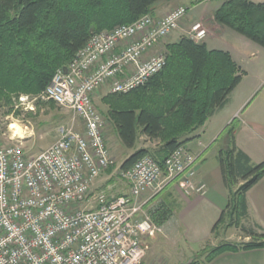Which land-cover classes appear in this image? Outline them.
Here are the masks:
<instances>
[{
  "label": "built area",
  "instance_id": "obj_1",
  "mask_svg": "<svg viewBox=\"0 0 264 264\" xmlns=\"http://www.w3.org/2000/svg\"><path fill=\"white\" fill-rule=\"evenodd\" d=\"M186 14L187 7L178 6L161 17L144 15L93 34L39 95L18 96L16 107L23 111L49 101L72 119L35 155H27L21 143L0 141V264H142L143 240L160 231L147 214L152 194L146 193L171 183L186 196L206 192L193 178L198 156L185 145L162 166L146 154L119 169L128 194L92 189L113 165L107 121L94 94H126L146 84L164 67V42ZM187 33L196 42L206 36L201 22Z\"/></svg>",
  "mask_w": 264,
  "mask_h": 264
},
{
  "label": "trees",
  "instance_id": "obj_2",
  "mask_svg": "<svg viewBox=\"0 0 264 264\" xmlns=\"http://www.w3.org/2000/svg\"><path fill=\"white\" fill-rule=\"evenodd\" d=\"M158 1L0 0V106L9 105L13 94L41 91L93 34L144 15L153 16ZM213 17L220 26L264 48V2L221 0ZM164 47L168 51L165 65L146 84L126 94L101 97L107 106L102 116L124 147L134 148L142 136L160 140L161 148L151 155L160 166L171 151L194 138L193 134L224 106L244 75L228 51L210 49L204 41L182 36ZM231 139V147L221 150L218 157L228 194L226 208L250 240L220 243L208 251L206 262L225 252L264 247V232L240 225L247 215L245 194L264 176V162H252L235 146L233 134ZM146 154L147 148L136 149L119 169L129 168ZM170 212L167 204L148 210L158 225ZM198 263L192 260L189 264Z\"/></svg>",
  "mask_w": 264,
  "mask_h": 264
},
{
  "label": "rangeland",
  "instance_id": "obj_3",
  "mask_svg": "<svg viewBox=\"0 0 264 264\" xmlns=\"http://www.w3.org/2000/svg\"><path fill=\"white\" fill-rule=\"evenodd\" d=\"M253 1L263 2V0ZM220 3L221 0H159L155 5L156 11H158L157 6L162 7V10H160L161 12L164 11L163 8L166 9L170 7L168 10L169 12L178 6L187 7L186 16L180 21L178 28L171 32V34L176 33L178 38L182 36L188 37L187 31L190 26L195 22H201V25L206 30V36L203 40L198 42H206L207 47L210 49H225L227 44H230L241 52L236 58L240 68L244 71L242 80L228 95L224 106L216 110L211 119H208V129L206 130L207 134L205 137L202 129L197 130L200 135H203L204 140H208L210 137H213L214 133L216 134L214 135V138L209 141L210 143L201 155V163H196L197 165L195 167L199 165L203 166L200 173L195 174V177H193L196 182L198 181L196 176H200L203 170L206 173H211L213 170H216V167H219V152L221 150L226 151L231 147V136L232 134L234 136V130L238 127L242 118L245 117V114H247L242 109L246 106V110L249 111L255 105L261 103L264 98V48L241 35L240 37L232 30L224 31V27L220 26L213 17L214 10ZM180 27H182V30ZM233 34L235 36H233ZM236 36L238 37L235 38ZM239 37L247 40L249 44L244 45L245 47L242 46L241 41H238V39H240ZM173 39L174 37H172L169 42H174L172 41ZM165 44L166 41L164 42V45ZM243 49L245 51H243ZM42 90L35 94H13L11 95L9 105L5 104L0 106V141L4 144L21 143L24 151L29 156L39 153L53 143L59 136L57 129L60 126L71 122L72 119V114L69 111L52 104L49 101H37L35 110L30 112L23 111L20 107H16L18 96H36L39 95ZM106 94V91L101 89L93 96V102L101 114H104L107 109V106L101 102V97ZM242 101H245L242 108L238 110L235 115L231 116L233 111H235ZM9 124L11 125L9 126ZM17 129L19 130L20 136H13L12 133ZM115 133L116 132L112 126L106 124L105 134L107 147L110 151L113 165L108 172H106L107 174L104 172V175H108L111 180H113L112 182H115L111 195L122 191L124 183L119 178L118 171L120 164L123 162L122 159L128 154V150L117 143ZM142 138L144 137L142 136ZM142 138L138 140L136 146H142L141 144H143V142H147ZM194 138H197V135H195ZM147 140H149L147 144L149 154H156L161 148L162 143L158 139ZM101 177H103V174ZM101 177L99 179H101ZM103 178L100 182H102V180L105 181L106 178ZM96 181L92 186V189H95ZM162 182L163 177L160 182L161 186ZM178 192H181V189L177 190L169 185H164L160 189H152L146 193L145 196L152 194L150 204L146 209L147 214L148 210L153 209L160 204H167L171 208V212L166 221L160 225L156 224L160 228L157 235L153 238H145L143 240L142 245L145 249V255L142 264H179L182 262L186 263L191 259L198 261V264L206 263L205 257L207 256L208 251L220 243H242L241 240L235 241V237L239 235L237 230H240V227H238L239 223L235 222L236 216H232L231 214L223 216L225 219H223L222 224H220V222L217 227L219 232L218 237L220 238V234L224 232L223 228L227 226L231 227L233 224L235 227H232L229 231L230 234H232V241L228 242L226 240H220L217 242V239L212 236L201 243L191 242L190 237H187L189 234H187L186 230H184L174 218V213L177 214V212L180 211V206L182 207L183 205V200L180 199ZM81 207L84 208V205L82 204V206H78V208ZM245 225L246 227L249 226L247 224ZM249 240L250 239H248V241Z\"/></svg>",
  "mask_w": 264,
  "mask_h": 264
},
{
  "label": "crops",
  "instance_id": "obj_4",
  "mask_svg": "<svg viewBox=\"0 0 264 264\" xmlns=\"http://www.w3.org/2000/svg\"><path fill=\"white\" fill-rule=\"evenodd\" d=\"M161 8L162 7L157 6L158 11H156L155 6L153 16L161 17L170 9V7L166 9L163 8L164 11L161 12ZM180 29L182 30V27H180ZM225 30L230 31L224 28V31ZM176 35V33L169 35L165 41L169 42L172 37H174L172 41L178 40L179 38ZM233 36L235 35L233 34ZM237 37L238 36L235 38ZM238 41H241L242 46L249 44L247 40L242 38L238 39ZM244 49L243 51H245ZM222 50L228 51L234 61L239 65L236 56L240 55L241 52H239L236 47L227 44L226 48ZM244 102L245 101H242L237 106L231 116L235 115L236 112L242 108ZM242 110L247 114H245V117L242 118V121L239 122L238 127L234 130V144L252 162H264V98L262 99L261 103L255 105L251 110L247 111L246 106ZM211 117L209 119H211ZM207 121L201 128L204 137L207 134L206 130L208 129ZM194 134L197 135V138L190 139L187 141L185 146L192 154L198 156V162L201 163V155L204 153L205 148L210 143L209 141L214 138L216 133H214L213 137H210L208 140H204L203 135H200L199 132ZM116 137L117 143L123 146L117 134ZM142 139L147 141L143 142V144H141L142 146H136L138 141L132 149H128L123 146V148L128 150V154L122 159L123 161L136 149L147 148L149 140H147L145 137ZM109 169H107L106 172H108ZM202 169L203 166H197L196 174L200 173ZM105 173H103V177L106 178L105 181L102 180V182H100V180L103 178L100 176L101 179H99L100 177L97 179L98 181H96L95 189H104L108 192V194L111 195V191L115 186V182H112L113 180H111L108 175L105 176ZM196 177L198 181L205 184L206 192L204 194H193L188 197L183 195L181 192H178L180 199L183 200V205L182 207L180 206V211L177 212V214L174 213L175 221L177 220V223H179L180 226L186 230L187 234H189L187 237H190L191 242L201 243L212 236L217 239V242L220 240H226L228 242L232 241V234H230L229 231L232 227H235L233 224L231 227L227 226L223 228L224 232L220 234V238L218 237V227L212 231L213 226L216 224L222 213L224 214L223 216L230 214L228 213L229 210L226 208L228 194L226 188L223 185L219 167H216V170H213L211 173H206L203 170L200 176ZM123 183L124 185L122 187V191L114 195L129 193L128 184L125 181H123ZM169 186L179 190L176 183H171ZM245 199L247 215L240 220V225L246 226L245 224H247L253 227L258 233L264 232V176L246 192ZM223 219H225V217H222L220 224H222ZM237 231L239 235L235 237V241L241 240L242 242H247L249 237L244 236L240 230ZM200 264H264V247L225 252L216 256L211 261Z\"/></svg>",
  "mask_w": 264,
  "mask_h": 264
},
{
  "label": "bare ground",
  "instance_id": "obj_5",
  "mask_svg": "<svg viewBox=\"0 0 264 264\" xmlns=\"http://www.w3.org/2000/svg\"><path fill=\"white\" fill-rule=\"evenodd\" d=\"M15 124H16V123H15ZM10 125H11V124H10ZM10 125H9V126H10ZM12 134H13V136H16V135H17V136H20V135H19V130H18V129H17V130H14V132H13Z\"/></svg>",
  "mask_w": 264,
  "mask_h": 264
},
{
  "label": "water",
  "instance_id": "obj_6",
  "mask_svg": "<svg viewBox=\"0 0 264 264\" xmlns=\"http://www.w3.org/2000/svg\"><path fill=\"white\" fill-rule=\"evenodd\" d=\"M65 70V68H64ZM192 260H188L186 263L182 262V263H179V264H189Z\"/></svg>",
  "mask_w": 264,
  "mask_h": 264
}]
</instances>
